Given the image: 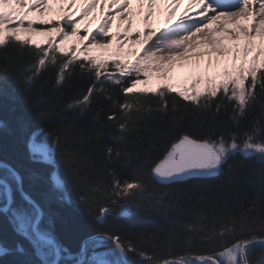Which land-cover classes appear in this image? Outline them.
<instances>
[{"label":"snow or ice","instance_id":"1","mask_svg":"<svg viewBox=\"0 0 264 264\" xmlns=\"http://www.w3.org/2000/svg\"><path fill=\"white\" fill-rule=\"evenodd\" d=\"M52 6L62 15L44 19ZM114 38V58L91 55ZM128 43L140 47L125 52ZM75 79L89 83L69 94ZM7 102L0 138L23 153L0 155V264H264V0H0V108ZM17 105L26 111L15 115ZM67 116L104 123L45 127ZM105 136L102 159L81 150ZM236 156L238 168L260 167L239 184L188 183L232 171ZM77 206L88 230L73 250L57 225ZM134 214L167 227L117 224Z\"/></svg>","mask_w":264,"mask_h":264},{"label":"trees","instance_id":"2","mask_svg":"<svg viewBox=\"0 0 264 264\" xmlns=\"http://www.w3.org/2000/svg\"><path fill=\"white\" fill-rule=\"evenodd\" d=\"M54 74L46 72L41 77V82L45 84V90L47 91L54 85ZM73 83L76 85L75 88L67 89L68 93L71 94L75 91H78L80 88L87 87L88 81L86 79L80 80L75 79ZM57 95H63V92H58ZM12 107L11 102H7L5 107L0 108V118L9 119L11 120L12 115L9 112V109ZM26 109L22 106L17 105V112L15 115H19L21 112H25ZM67 123H81V124H92L93 127L100 128L103 121L93 123L89 117H85L83 119L77 120L73 116H67L65 118L57 117L53 122L52 125H45V127L54 126L56 124H67ZM32 127L35 128L36 125L33 123ZM105 133H112L115 131L114 128L108 127L104 129ZM109 141L107 136L100 138L97 140L93 145L88 146L87 148H82V151H90L96 158L102 159L103 157L97 153V147L108 144ZM23 153V146L18 145L14 142L13 138L10 136H4L0 138V155L4 158L9 160H18L20 159ZM241 160L240 156H236L232 158L229 163L232 165V171H229L227 166H225V170L221 173L220 176L211 178V179H204V180H192L189 181V184H201V185H218L223 184L229 180L230 177L234 178L239 184L240 181H243L247 175V169L251 167H260V165L256 161H246L243 167H237V161ZM59 162V161H58ZM61 175L64 174L63 166L60 167ZM121 179L130 178L134 172V169L130 166L124 167L119 170ZM66 179V176H65ZM68 190L72 193V199L75 203L76 196L75 193L72 192V186L68 184ZM254 189L250 190V195L254 194ZM66 219L68 220L67 226H60L57 225V235L60 239L68 245L70 248L75 250V246L78 243L80 236L86 232L87 225L86 220L83 215L82 210L78 209V206L73 209H68L65 213ZM117 224L121 225L122 227L128 229L129 233L135 232L140 228H145L151 230L154 227H167V222L161 219L158 216H149L145 214H134L131 219L127 220H117ZM148 249H151V245L147 246ZM195 251V248H193Z\"/></svg>","mask_w":264,"mask_h":264},{"label":"rangeland","instance_id":"3","mask_svg":"<svg viewBox=\"0 0 264 264\" xmlns=\"http://www.w3.org/2000/svg\"><path fill=\"white\" fill-rule=\"evenodd\" d=\"M56 11V12H55ZM58 9L52 11V12H46L45 16H44V19H52V20H55L59 17L58 13H57ZM37 14L35 12L31 13L30 14V18H36ZM155 27H160L161 25H159V23H157L156 25H154ZM82 27L81 26V30H82ZM96 25H89V32H92L94 29H95ZM142 27V24H138L136 25V27H134L132 29V34L134 36L135 32L137 29L141 28ZM112 32L113 33H116V29H114L112 27ZM73 42H75V38H72L71 40H69L68 42H66V46L69 45V44H72ZM87 41L84 42L83 45H78L79 47H84L85 45H87ZM118 41L117 39H113L112 40V45L109 46L108 49H96V48H93L92 51H91V55H94V56H97L99 58H102V59H110V58H114V57H109L108 53L110 52H113L115 51V48H116V45H117ZM140 47V45L138 44H131V43H128V44H125L124 48L129 51V50H138ZM125 51V52H127ZM134 57L132 56H126V57H123V59L127 60V61H131ZM178 78V75L177 73L175 74V78L171 81L173 83H175L176 79ZM161 83V81L157 78V76L155 74H150L149 78H148V87H151V88H155L157 84ZM138 87H145L144 85H139Z\"/></svg>","mask_w":264,"mask_h":264},{"label":"bare ground","instance_id":"4","mask_svg":"<svg viewBox=\"0 0 264 264\" xmlns=\"http://www.w3.org/2000/svg\"><path fill=\"white\" fill-rule=\"evenodd\" d=\"M52 7L54 8V10H56V9H58L59 6H52ZM132 7H133L134 10H138V6L135 3H133ZM105 11L107 13V5H105ZM57 13H58L59 16L62 15L59 11H57ZM108 14H110V13H108ZM93 15L96 17V20L92 21L91 25H96L97 26V23L101 19L99 8H97V11ZM133 19H134L133 28L136 27V25L141 24L140 23V18L138 16L134 17ZM118 26H119V20H116V21L112 22V27L114 29H116V32L120 30V28ZM229 26L231 27V25H229ZM240 42L243 43V38H241ZM225 43H229V41H227L225 39ZM124 51H127V50L124 48ZM177 75H178V78L176 79L175 83L179 84V83L183 82L186 73H180L178 71Z\"/></svg>","mask_w":264,"mask_h":264}]
</instances>
